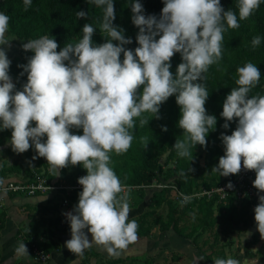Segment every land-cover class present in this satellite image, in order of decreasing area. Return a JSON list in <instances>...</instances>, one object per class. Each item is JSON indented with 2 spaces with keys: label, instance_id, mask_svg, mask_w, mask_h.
<instances>
[{
  "label": "clouds",
  "instance_id": "1",
  "mask_svg": "<svg viewBox=\"0 0 264 264\" xmlns=\"http://www.w3.org/2000/svg\"><path fill=\"white\" fill-rule=\"evenodd\" d=\"M87 2L104 9L99 31L105 42L94 43L97 29L89 23L83 25L78 42L65 43L59 51L54 38L28 40L22 49L34 54L26 64L18 65L23 69L20 75L27 74L22 90L9 75L11 61L0 48V131L11 130L9 144L14 153L34 148L32 159H46L54 177L69 166L86 170L78 178L82 186L78 203L63 213L71 231L65 246L75 256L93 245L102 246L109 255H119L138 240L139 225L135 219L129 220L130 189L126 190L110 167L111 154L126 153L132 146L136 119L140 118L141 127L149 123L141 118L144 113L160 119L161 105L172 96L180 110L177 126L183 131L172 146L177 155L192 161L196 145L207 147L217 117L207 113L209 92L200 81L206 79L203 74L210 66L222 60L225 31L240 24L235 12L224 10L221 0H162L159 17L146 16L140 0H133L131 20L139 29L138 46L133 50L125 47L132 39L113 23V0ZM23 4L27 11L32 0H23ZM260 4L261 0H238L239 20L248 19ZM76 17L87 18L88 12L77 11ZM9 19L0 12V45L10 47L6 38ZM260 43L259 36L253 37V49ZM176 53L182 62L173 75L171 60ZM237 74V87L226 95L220 113L224 129L233 121L236 127L231 135L221 133L224 154L212 172L223 177L242 170L255 172L253 187L259 202L254 220L264 239V195H260L264 193V95H249L259 84L261 72L248 62L237 68ZM161 128L167 131V126ZM73 129H82V134H74ZM140 142L147 148L149 139L141 137ZM228 187H233L231 182ZM15 252L29 256L24 242ZM213 264L239 262L216 258Z\"/></svg>",
  "mask_w": 264,
  "mask_h": 264
},
{
  "label": "trees",
  "instance_id": "2",
  "mask_svg": "<svg viewBox=\"0 0 264 264\" xmlns=\"http://www.w3.org/2000/svg\"><path fill=\"white\" fill-rule=\"evenodd\" d=\"M113 2L116 16L113 23L123 28L125 30L124 35L132 39V43L125 45V47L134 50L138 46L136 36L139 29L133 25L131 20L133 0H113ZM140 2L143 4L146 16L156 15L159 17L164 6L162 0H140ZM237 4L238 0H221V5L225 11L231 9L236 13L240 27L225 31L222 60L218 64L210 66L208 71L203 74L206 79L200 81L209 92L205 105L207 113L217 117L215 130L210 131L207 136V147L196 145L192 150V161L177 155L172 146L177 138H182L183 131L177 126L180 110L176 104L175 96H172L161 105L160 119L153 118L150 113H144L141 118L147 119L149 123L142 127L139 124L140 118L136 119V127L131 130L134 137L132 146L126 153L123 155L111 154V161L113 162L111 167L122 184L149 183L154 178H160L173 181L181 192L188 194L193 189L209 188L223 180L230 179L231 175L221 178L219 173H210V170L218 164L219 157L224 154L220 139L221 133L231 135L236 127V122L233 121L229 122L228 129H224L222 125L225 121L220 113L223 110L226 95L230 93L233 87H237L235 80L238 78V67H242L248 62L257 65L261 72L260 82L249 95H264V0H261L259 8L246 20H239ZM81 10L88 12V17L77 20L76 13ZM0 12L9 16L7 35L14 36L18 45V53L9 59L11 61L9 75L18 90H22L23 84L27 82V74L21 76L20 73L23 69L18 65L26 64L28 58L34 54L22 49V44L27 43L28 40L42 36L54 38L59 45L57 49L59 51L65 43L78 42L83 35L81 30L83 25L89 23L97 29L92 38L94 43L105 42L103 34L99 31L104 9L91 2L88 3L87 0H32L27 11H25L23 0H0ZM225 27L227 28L226 23ZM256 36L261 38V43L253 49L251 41ZM181 62L180 54L176 53L171 60L170 71L173 75H175L177 65ZM161 126H167V131H162ZM72 131L74 134H82V129H73ZM9 134H11V130ZM4 136L3 133H0V141ZM141 137H148L147 148L141 144ZM203 149L205 150V159L204 164L200 165V155ZM165 154H167L165 162L161 164L160 159ZM37 164L39 167L48 165L46 159L42 157H37ZM70 167L73 166L62 169L60 174V177L66 178L67 181L73 180V177L78 174L67 173L66 170ZM16 169H18L16 164L5 167L3 163L0 168V175H6ZM181 171L185 173L184 176L180 175ZM81 172H86V170ZM80 192L75 191L70 197L76 204ZM170 195V189H154L151 192V203L148 205L150 209L137 220L139 222L138 235H147L154 223L157 222L162 231L172 229L175 234L194 244L204 232L213 229L225 237L233 234L239 225L246 228L253 216L248 202L245 200L236 201L234 197L228 198L226 204L218 203L216 197L210 199L205 197L193 198L183 207H179L172 203ZM164 202L168 205L165 221L160 219L159 215L154 219H152L153 217L150 220L145 219L147 216H153L155 208L160 207ZM258 202L257 199L256 204ZM193 213L196 216V223L188 229L186 223L191 220ZM38 235L39 233L35 230V236ZM46 237L45 242H41L44 250L53 247V240L49 238L50 233H47ZM204 258H206L207 263L213 264L210 255H204Z\"/></svg>",
  "mask_w": 264,
  "mask_h": 264
},
{
  "label": "crops",
  "instance_id": "3",
  "mask_svg": "<svg viewBox=\"0 0 264 264\" xmlns=\"http://www.w3.org/2000/svg\"><path fill=\"white\" fill-rule=\"evenodd\" d=\"M0 48L5 49L9 59L18 53L13 44H10V47L0 45ZM153 190H130L128 193L129 220L135 219L137 221L141 215L150 209L148 205L151 203L150 196ZM260 195H264V193ZM45 197L46 199H43ZM52 199L51 195L40 193L35 195L0 194V264H42L34 260L25 238L23 239V237H26V240L36 237L35 230L39 233L38 236L44 237L45 240L47 233H50L49 238L53 240V247L46 250L49 252V258L45 264H73V262L75 264H98L97 262L104 264L143 263L150 260L151 252L155 254L153 259L158 256L159 249H155L156 244L163 246L166 245L165 242L169 241L170 243L171 241L175 246L172 251L175 252L177 248L181 247L184 239L175 234L172 229H168L163 236L158 237L161 238V242L158 239L153 241L155 239L149 233L145 236L138 235V240L129 245L126 250L121 251L119 255H109L102 246L93 245L85 249L82 255L75 256L65 246V242L71 238L70 224L63 228L58 227V208ZM152 215H157L155 210ZM152 217L147 216L145 219L150 220ZM169 231L172 233L170 234ZM88 236L91 240L90 233ZM20 242L25 243L29 256H20L15 252V248Z\"/></svg>",
  "mask_w": 264,
  "mask_h": 264
},
{
  "label": "rangeland",
  "instance_id": "4",
  "mask_svg": "<svg viewBox=\"0 0 264 264\" xmlns=\"http://www.w3.org/2000/svg\"><path fill=\"white\" fill-rule=\"evenodd\" d=\"M6 38L10 40V44H13L16 52H18V45L14 36L6 35ZM9 131L10 130L0 131V133H3V136L7 133L0 141V168L3 163L5 167L16 164L18 169L8 173L7 175L10 178L23 180L28 177L31 168L38 166L37 158L35 160L32 159L33 156H36V152L34 148H30L22 154L14 153L9 144L11 138ZM201 152L200 165H203L205 150L203 149ZM162 160L163 158L160 159V163ZM112 163L113 162L111 161L110 167L112 166ZM82 170H84V168L77 165L75 167H70L66 171L67 173L73 172V174L76 175ZM211 172L212 170H210V173ZM221 178H223V176H221ZM172 203L177 205L174 200H172ZM167 211L168 205L164 202L161 207L155 209L157 215H153L152 219L159 215L160 219L165 221ZM251 219L248 227L244 228L243 225H239L236 227L233 234L225 237H223V234L219 233L216 229H213L208 232H204L194 244L187 239H183L181 247L177 248L175 252L172 251L175 246L171 241L170 243L169 241L165 242L166 245L163 246L156 244L155 249H159V253L155 259H153L155 254L151 252V256H149L151 258L150 260H147V263L132 262L129 264H209L207 263L206 258H204V255L207 254L210 255L212 260L211 263H213L216 258H231L237 260L239 264H264V239H261L259 232L256 230L254 215ZM195 223L196 216L195 213H193L191 220L189 222L187 221L186 225H188L189 229L191 225ZM150 230L149 234H152V238L155 239L153 241L158 239L161 242V238L158 237L163 236L166 230L162 231L157 222L154 223L152 229ZM247 232H250L251 235L245 236V233ZM169 233L171 234L172 231H169ZM97 263L99 264L100 262Z\"/></svg>",
  "mask_w": 264,
  "mask_h": 264
},
{
  "label": "built area",
  "instance_id": "5",
  "mask_svg": "<svg viewBox=\"0 0 264 264\" xmlns=\"http://www.w3.org/2000/svg\"><path fill=\"white\" fill-rule=\"evenodd\" d=\"M81 172L73 177V180L67 181L66 178L60 176L54 177L49 171V165L45 164L41 167L36 166L30 169L29 175L23 180L10 178L7 174L0 175V194L1 193H19L24 195L48 194L53 198L54 205L58 208V227L63 228L69 225L63 213L72 211L76 203L71 200V195L75 191H82V186L78 183V178L86 175ZM255 179L254 171L242 170L238 175H232L231 179L222 181L209 188L200 187L193 189L192 192L185 194L181 192L173 181H166L158 178L152 179L149 183L142 184H123L130 190H146V189H170V198L174 200L179 207H183L191 199H200L205 197L210 199L216 197L218 203L226 204L228 198L234 197L236 201H247L254 215V208L258 199L257 190L253 187ZM229 182L233 185L228 187ZM261 194V193H260ZM182 203V201H185ZM25 238V242L29 246L32 257L35 261L45 264L49 258V252L44 250L41 242L45 241L44 237Z\"/></svg>",
  "mask_w": 264,
  "mask_h": 264
},
{
  "label": "water",
  "instance_id": "6",
  "mask_svg": "<svg viewBox=\"0 0 264 264\" xmlns=\"http://www.w3.org/2000/svg\"><path fill=\"white\" fill-rule=\"evenodd\" d=\"M167 154L163 155V160L161 161V164H163L165 162Z\"/></svg>",
  "mask_w": 264,
  "mask_h": 264
}]
</instances>
